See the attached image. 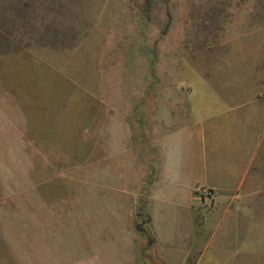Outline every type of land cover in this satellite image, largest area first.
Listing matches in <instances>:
<instances>
[{
  "label": "rangeland",
  "instance_id": "obj_1",
  "mask_svg": "<svg viewBox=\"0 0 264 264\" xmlns=\"http://www.w3.org/2000/svg\"><path fill=\"white\" fill-rule=\"evenodd\" d=\"M210 102L264 119V0H0V264H167L215 198L166 187L163 132ZM261 158L235 237L203 242L216 262L264 264Z\"/></svg>",
  "mask_w": 264,
  "mask_h": 264
},
{
  "label": "crops",
  "instance_id": "obj_2",
  "mask_svg": "<svg viewBox=\"0 0 264 264\" xmlns=\"http://www.w3.org/2000/svg\"><path fill=\"white\" fill-rule=\"evenodd\" d=\"M214 105L221 104L210 102L209 105L189 108L187 114L179 118V121L183 122L181 125L163 132L162 160L156 164L155 169L160 170L159 177L164 184L167 181L166 187L174 186L176 194L180 195L182 189H188L187 194H191L194 185L206 186L214 191L215 198L213 204L188 201L192 203L190 207L186 203L185 205L181 203L182 209L190 207L192 212L200 217L195 218L194 221H186L180 236L177 233L175 237L167 239L170 248L177 246L178 238L184 241L179 248H171L174 256L170 257L167 264H178L179 255L183 253L186 255L182 258L181 264H223L215 261L213 253L206 254L205 249L220 238L235 237V234L230 233L229 228L232 222L240 224L245 221L246 213L241 201L246 191L245 183L250 180L248 176L251 173L255 174L253 176L256 182L248 186L251 190L256 189L260 182L257 170L263 163L261 146L264 140V119L254 132L248 130L252 123L245 126L244 121L237 118L227 117L223 120L224 125L216 124L217 121L214 118L220 115L213 114L219 112ZM221 120L218 119V121ZM245 129H247L246 132ZM207 130L215 134L209 141L206 139ZM177 138H182V154L178 153L180 144L176 141ZM208 146L211 151L209 154H207ZM215 174L222 177L216 183L212 182L214 179L211 177ZM261 190L262 188L256 194H260ZM226 195L231 197L225 198ZM211 215L216 217L214 222L207 220V217ZM154 221L157 241L147 254L157 251L161 243L155 218ZM205 240L209 242L208 245L203 243ZM239 254H241L239 250L231 252L233 258Z\"/></svg>",
  "mask_w": 264,
  "mask_h": 264
}]
</instances>
